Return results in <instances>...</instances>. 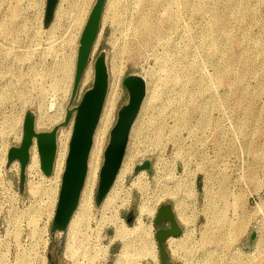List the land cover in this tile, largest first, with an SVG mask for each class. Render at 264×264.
Here are the masks:
<instances>
[{
  "label": "rangeland",
  "instance_id": "rangeland-1",
  "mask_svg": "<svg viewBox=\"0 0 264 264\" xmlns=\"http://www.w3.org/2000/svg\"><path fill=\"white\" fill-rule=\"evenodd\" d=\"M96 1L59 0L46 25L47 0H0V152L21 145L28 111L37 122H64ZM102 51L110 82L116 70L122 89L112 128L129 102L123 80L138 74L147 82L112 204L96 203L99 175L92 210L81 215L69 249L71 232H52L61 185L50 197L51 183L27 170L22 189L7 157L0 264H115L124 248L115 218L132 238L119 264H162L156 234L170 224L154 221L166 204L183 229L166 244L173 264H264V0H107L71 108L93 86ZM141 227L146 234L137 238Z\"/></svg>",
  "mask_w": 264,
  "mask_h": 264
},
{
  "label": "water",
  "instance_id": "water-1",
  "mask_svg": "<svg viewBox=\"0 0 264 264\" xmlns=\"http://www.w3.org/2000/svg\"><path fill=\"white\" fill-rule=\"evenodd\" d=\"M58 3L59 0H47L46 25H50L53 22ZM106 3L107 0L96 1L83 30L72 96L64 122L54 127L51 131L39 132L37 130L36 115L32 111H28L24 117V133L21 145L8 151V162L11 164L18 160L20 163V187L23 189L26 185L27 168L30 163L33 145L37 144L42 172L45 176H51L57 152L58 131L62 126H67L73 121L66 168L52 225V232L54 234L60 233L62 238L66 234L80 203L88 173V162L94 135L109 89L110 75L107 65V54L102 51L95 62L93 86L83 94L79 104L71 108L78 96L84 74L94 53L102 28ZM123 85L129 92V102L120 109L117 122L110 132V140L104 153V164L100 171V182L96 198V203L99 206L103 204L116 181L126 155L132 128L147 95V82L141 75L132 74L127 76L123 80ZM128 221L131 222L132 218H129ZM154 222L156 225H161L165 222L170 224L169 228H162L157 232L156 240L160 249L161 263L173 264L166 244L170 237H179L183 233L174 207L171 204L162 205L156 214Z\"/></svg>",
  "mask_w": 264,
  "mask_h": 264
},
{
  "label": "bare ground",
  "instance_id": "bare-ground-1",
  "mask_svg": "<svg viewBox=\"0 0 264 264\" xmlns=\"http://www.w3.org/2000/svg\"><path fill=\"white\" fill-rule=\"evenodd\" d=\"M73 6H74L75 10L77 11V13H79L81 11V9L78 8L79 7L78 1L77 2L75 1ZM148 28L150 29L151 27H148ZM149 32H150V30H149ZM97 45H98V39H97V42L95 45V49H96ZM64 70H65L66 74L71 72L70 71V63H68L67 65L64 66ZM121 95H122V89H121V84H120V75H119V72H116V70H115L113 72L112 80L109 83L108 94H107L106 101H105V104L103 107L102 115L100 117V121H99L98 127H97L95 135H94V142H93V146L91 149L89 162H88V173H87L84 189L82 191L80 203H79V206H78L76 212L74 213V216L72 217V220H71L70 225H69L68 230H67L68 233L71 232L70 233V241H69V249L73 247V246H71L70 243L72 242L74 245L75 238H77V235L80 232L79 229L76 230L75 226L77 225V223H82L84 221L83 218H80L81 215L89 213V211L92 210L93 192L96 188V184H97V181L99 179L100 169H101V165H102L103 157H104L105 145L107 142V137H108V134H109V132L113 126L115 119H116V111H117L119 101L121 99ZM45 117H47V116H45ZM138 117H140V113H139ZM59 120H60L59 117H55V119L52 118V120H49V121H47L46 118L45 119L40 118L39 121L37 122V125H38V128L39 127L43 128V127H46L48 125H52L54 123H56V125H59L60 124ZM137 120H138V118L136 119L135 123L137 122ZM72 130H73V121L67 126H62L58 131V134H57V152H56V158H55V163H54V169H53L51 176H45L44 173H42L41 163H40V155H38L39 151L36 150V149H38V147L36 148L37 144L35 143L31 149V159H30V163L28 165L27 170L37 172L36 173L37 175L45 178L47 181H49L51 183L49 185L50 188L48 190V194L50 195V197L57 196L58 188L62 184V178H63V174H64V171L66 168V162H67L68 153H69ZM7 157H8V150L4 147L0 152V165L3 163H6ZM125 157H126V155H125ZM125 157H124V161L126 159ZM124 161H123L122 167L119 171V174L116 178V180H117L116 185H117L119 179L122 177V174L124 173ZM12 166L18 172L20 171V163L18 160L14 161L12 163ZM18 174L20 175V173H18ZM110 191L111 192L108 193L106 199L104 200V202L101 206L104 210H107L109 208V206L112 204L114 190H110ZM52 200H53V198H52ZM180 219H181V221H187L186 217L183 215H180ZM114 224L117 227V230L119 233L118 236L120 238H122L124 241V248L121 252L120 258H118V260L115 263V264H119L120 260L126 254V252H129L128 248L131 246L132 238L130 236L131 231H129V230L126 231L125 225L120 224V221H118L117 218L114 219ZM134 234L137 236V238H143V236L146 234V230L141 227L140 229H137L136 231H134ZM169 240H170V242L174 241L173 237H170ZM146 252H147V249L144 251V253H146Z\"/></svg>",
  "mask_w": 264,
  "mask_h": 264
}]
</instances>
